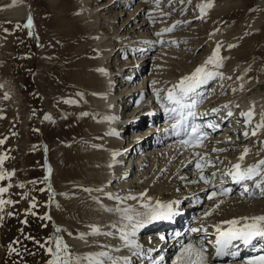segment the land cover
<instances>
[{
    "label": "bare ground",
    "instance_id": "1",
    "mask_svg": "<svg viewBox=\"0 0 264 264\" xmlns=\"http://www.w3.org/2000/svg\"><path fill=\"white\" fill-rule=\"evenodd\" d=\"M89 1L98 0L77 2V5L82 7V11L76 16L77 25L73 32L66 33V36L73 40L72 48L75 54L73 53L72 59L68 58L63 70H60L61 74H57L67 83L70 89L67 99L72 103L56 101V107L52 113L54 112L57 125L60 124L63 127L67 124L64 129L70 135L66 138L70 140L71 160V175L68 177L70 180L67 181H70L71 188L80 187L81 189L73 191L80 203L75 208L76 212L73 210L74 214H72L70 208H66L65 216L73 215V223H65L66 230H63L62 224L55 223L57 221L53 219L55 229H61L60 232L55 230L54 238H62L75 250L74 264H90L88 257L102 261L103 264H111L112 260L117 261V264H124L125 259L129 264H136L135 262L139 260L138 253L140 251L146 253L143 236L152 234L150 237H154L156 232H162L160 228L147 227L149 223L139 229L135 237L130 238L140 247H125L120 239L121 229L127 223L123 219V209L144 211L140 204L147 202L150 198L153 202L173 203L176 212L181 211L180 208L182 210L186 208L185 211L190 210L196 213L199 210L197 203L203 201V204L205 202L207 204L200 205L203 211L192 228L207 229V233L201 231L191 236L183 233L184 244L187 240H204V246L208 249L209 264H245L247 260L261 254L264 241H254L253 245L247 246L248 252H243V248L239 246L232 250L236 252L235 256L222 260L215 257L213 245L209 241L215 240V225L223 221L264 215V196L261 195V190L255 187L261 177H256L253 181H245L243 184H236L229 176L223 175L238 162L245 148L249 151L243 167L264 159V128L257 129V125L264 120V72L251 75L255 67L251 68L241 62L243 58L256 53L260 45L264 49V26L262 27L264 0H252L256 5L254 8L256 12L252 11L253 13L247 18L249 29L245 35L237 33L231 25H222L223 18L237 8H245L243 0H239L238 4L237 0H145L134 12H128L134 0H117L115 5L108 6L88 5ZM208 3L212 7L201 11V8ZM115 6H121L122 10L128 9L125 13H130V17H133L134 22L127 24L124 28V30L127 29L125 32L120 31L121 26L115 25L118 19L122 18L123 11L115 15H107L106 10ZM167 6H171L168 10L175 12L174 16L163 9ZM188 8H191L189 13ZM138 11H140L139 16L135 17ZM152 11L155 12L154 15H150ZM257 12H261L259 16H256ZM144 13L149 15L145 19H143ZM186 13L190 15L180 19ZM32 15L24 0H0V20L20 23L27 21ZM211 17L214 19L210 20ZM138 18H142L139 21L141 23H138ZM151 18H157V25L153 26L154 29L150 30V33H146L147 26L153 22L150 21ZM31 19L33 22V17ZM190 21L198 22L190 26ZM126 22L127 19H124L123 25ZM103 25L106 32L101 28ZM132 25L134 28L130 29ZM173 25L175 28L171 32L165 31ZM185 25L189 26L188 30L181 31L178 35L174 33L180 28L187 27ZM260 25L261 28H259ZM234 32H236L235 35ZM81 33L86 35L85 41L80 39ZM231 36L233 39H228ZM3 41L4 39L0 37V59L4 56L9 57L13 53L7 40ZM204 43L209 52L198 57L197 53L201 47H204ZM154 44L159 47L157 48L159 52L153 57L155 64L152 73L146 75L144 68L140 66L137 69L134 64H138L144 56L151 55L155 49L152 47ZM217 46L220 49L219 57L222 67L217 69H212L211 65L208 67L220 75L201 85L191 97L197 102L196 107L192 109L196 113L197 124L202 126L203 132L207 133V139L203 142L204 147L187 148L180 143L173 127L178 122L176 120L178 116L175 117L174 113L167 110L172 107L164 97L168 89L203 65L212 56ZM39 52L41 53L40 50ZM122 55L126 61L120 67L118 57ZM194 57H198V60L196 59L198 62L190 66L191 70L186 74H181L179 80H172L159 101L157 97H152L151 94L154 93L156 86L164 83L177 68L189 66L188 61ZM127 58L129 60L133 58L131 64L134 63L132 66L134 68H126L129 62ZM39 67H41L40 64ZM28 69L29 66L26 65L25 72ZM42 69H40L41 73ZM41 77L38 81L40 89L43 90V81L46 78ZM119 80L122 85L117 89L116 84ZM214 82L216 83L208 92V88ZM28 83H26L27 88L30 81ZM208 93H210L209 97L206 96ZM147 95H150V106L147 111H150L151 118L160 124L159 132L154 129H150L147 133L137 132L145 125V122L142 114L138 115L136 112L140 107L139 102ZM130 104L133 107L135 105L133 112H131ZM157 107L161 113L155 111ZM249 111L253 112L250 123L244 115ZM229 112H231L230 116ZM85 113L87 115H84ZM171 120L174 121L171 122ZM209 123L216 124L217 128L214 130L208 127ZM134 126L138 129L136 128L137 131L131 138L128 136L129 130H132ZM253 130H256L255 136L251 135ZM245 132L249 133L247 137L244 135ZM154 135L156 138L150 140V137ZM254 140L260 141L259 149L253 146ZM150 145H153V148H150L148 153L145 150L143 155H139L141 146L149 147ZM213 148L218 151L213 152ZM194 151L213 161L215 166L206 167L204 174L210 177L212 173H216L215 190L219 191L221 187L231 189L227 196L218 195L213 200L207 199V195L214 189L199 180L195 167L190 170V167L195 165V159H198L193 157ZM189 161L193 162L189 163ZM182 167L184 171H181ZM132 173L134 176L130 180ZM221 180L224 181L222 185ZM244 186L249 188L251 196L248 193L242 195ZM236 189L240 191L236 193ZM143 193L147 194L143 201L125 199L128 196L139 198ZM57 200L58 198H55L53 202ZM189 200H191L190 203L186 204L185 202ZM217 203H220V207L213 211ZM224 207L232 208L230 215V212L224 213ZM209 211L211 215L205 216L204 214ZM0 216H3L2 212ZM181 218L182 224L178 226L181 230L187 226V223L194 222L187 212ZM201 218L203 220H200ZM3 221L4 216L3 220H0V228ZM177 222L178 219H176ZM74 231L77 232L74 233ZM67 232L70 233L68 236H66ZM81 236L83 238H80ZM236 243L239 244V242ZM184 244L180 243V240L173 244L168 251L167 261L161 258L164 252H158L156 264H176V258ZM254 249H257V254L249 253ZM101 253L107 255H101Z\"/></svg>",
    "mask_w": 264,
    "mask_h": 264
},
{
    "label": "rangeland",
    "instance_id": "2",
    "mask_svg": "<svg viewBox=\"0 0 264 264\" xmlns=\"http://www.w3.org/2000/svg\"><path fill=\"white\" fill-rule=\"evenodd\" d=\"M78 1L79 0H24L29 7L31 15L33 14L31 16L33 17V22L30 28L24 26L27 24L28 20L20 23L0 20V37L4 39L3 42L7 40V44L9 43L10 45V50L12 49L13 51V53H11L12 56L10 54L9 57L4 56L0 59V140L4 141L0 144V157H7L3 164L0 165V169L5 172L14 173L10 179L0 181V187L11 185L9 191L0 198L13 201V204L5 205L4 211L2 212L4 221L0 228V264H47L51 256L46 252V248L53 246L50 245L48 241L54 238L56 230L54 224H62L63 230H66L67 222L73 223L74 219L73 215L65 216V213L67 214V209L70 208V213L74 214V212H76V206L80 205L78 197L74 195L73 191L76 192L81 188H71L70 181H67L70 180L68 177L71 175V160L69 155L70 140L66 139L69 138L70 135L68 131L64 129L67 124L63 127L60 126V124L57 125L54 112L52 113L56 107V101L59 103L61 101H68L67 98L70 95V89L67 83L64 82L62 78L58 77L57 74H61L60 70H63V66L67 63L68 58L72 59L75 54L74 48H72L73 40L69 39L66 33L73 32V29L77 25L75 21L76 16L82 11V7L77 5ZM116 1L117 0L89 1L88 5L90 4L93 6L96 4L108 6L109 4L115 5ZM132 2V7L129 10H122L123 8L121 6L110 7V9L106 10L108 16L123 11L121 13L122 18L118 19V23L115 24L116 26H121L120 31L122 32L127 31V29L124 30L127 24L130 22V24H132L134 22L132 21L133 17L131 18L129 15L130 13L125 12H127V10L128 12H134L137 6L145 2V0H134ZM236 2L238 4L239 0ZM242 2L247 9L243 7L237 8V10H234L229 16L222 19V25H231L236 29L237 33L245 35L249 29L247 22L249 20L247 18L253 13L252 11L256 12V10H254L256 5L252 0H243ZM170 7L171 6H167L163 9L168 10ZM190 9L191 8L187 9L188 13ZM139 12L140 11L136 12L135 17L139 16ZM154 13L152 11L150 15H154ZM169 13L172 16L175 14V12L171 11ZM188 13L182 15L180 19L190 15ZM260 13L257 12L255 14L259 16ZM144 16L143 19L149 15L148 13H144ZM124 19H127V22L123 25ZM141 19L142 18L137 19L138 23H141L139 22ZM151 19L150 21L153 22L147 26V30H145L146 33H150V30L154 29L153 26L157 25V18ZM213 19L214 17H211L210 20ZM197 22L198 21H190V26L196 25ZM185 26L187 27H183V29L180 28L174 33L178 35L181 31L185 32L189 29L188 25ZM263 26L264 21L262 22V27ZM101 28L106 32L104 25L101 26ZM131 28L133 29L134 25L130 26V29ZM259 28H261V25ZM235 33L236 32H234V35ZM80 35L81 40L85 41L87 39L85 34L82 35L81 33ZM228 39L232 40L233 36ZM205 44L206 43H204V45L202 44L204 47H201L198 51V57L204 56L209 52ZM152 47L155 49L151 55L144 56V59L139 61L138 64L133 63L137 66V69H139L140 66L144 68V73L146 75L152 73V68L155 64L153 57L159 52V49H157L159 47L155 46V44ZM146 48L148 49V47ZM197 58L194 57L188 61L189 66H186L187 69L186 67L177 68L173 75L167 77V81L165 80L166 83L164 81V83H162L163 85L161 84L155 87V91L161 90L160 97H163L166 88L169 87L172 80H179L181 74H186L187 71L191 70L192 65L198 62ZM118 59L120 62H118V66L120 64V67H122L126 58L122 55L119 56ZM127 60L129 62L126 68H134L132 67L133 64H131L133 58L130 60L127 58ZM241 62L251 68L255 67L253 71H251V75H258L264 72L263 46L260 45L256 53L243 58ZM39 64L43 69L39 67ZM26 65L29 66V69L25 72ZM40 69H42V73ZM41 76L46 78V80L43 79V90L40 89V83L38 81ZM28 81H30V85H28L29 87L27 88L26 83H28ZM119 82L120 80L116 84L117 89L122 85ZM215 83L216 82L210 85L208 92L211 91L210 88L212 89ZM155 91L151 94L152 97H156ZM206 92L207 91H205V93ZM209 94L210 93L206 94V96L209 97ZM149 97L150 95H147L144 100L139 102L140 107L136 112L138 115L142 114L141 116L145 125L138 131L137 127L131 128L132 130H129L128 135L131 138H133L132 135H135V131L147 133L150 129H154L156 132L160 130V124H157V120L151 118V112L147 111L150 106ZM58 105L59 104H57V106ZM129 106H132V104ZM134 109L135 105L134 107L132 106L131 112H133ZM155 111L161 113L159 107H157ZM155 135L150 137V140L155 139ZM43 142H45L49 148L54 194H52L45 176ZM252 144L259 149L261 143L258 140H254ZM152 146L153 145L149 147L141 146L142 148H140L141 151L139 155H143L145 150L146 153H148L150 148H153ZM164 147H166V145H164ZM194 167L195 165L191 166L190 170H193ZM183 169L184 167L181 168V171H184ZM133 174L134 173L130 176V180L133 178ZM33 181H35V183H32ZM21 184L24 185L23 188L19 187ZM239 191L240 189H236V193ZM25 195L27 198H24ZM33 198L35 199L36 207L30 208ZM55 198H58V200L53 202ZM190 201L191 200L186 201L185 203H190ZM201 204L205 205L207 202L204 204L203 201L197 203L199 206L197 209L199 210L196 211V213L190 210L186 211L190 219L194 221L192 223H187V226L184 228V234L188 236L195 234L190 230L193 225L196 224L195 221L199 218L201 211H203V209L200 208ZM71 208L73 209L71 210ZM185 210L186 208H184L183 211ZM231 210V207H224L225 214ZM8 213H12L13 215L9 216ZM32 213H35V215H32ZM230 214L231 212L229 215ZM45 216H49L51 219H41V217ZM53 219H56L57 222L54 223ZM200 220H203V218ZM23 221H27V223H23ZM75 232L77 231H74V233ZM69 234L70 233L67 232L66 236ZM26 237H32L33 239H26ZM37 241L41 244H45V248L39 247V244L36 243ZM189 241L190 240H187V243ZM10 245L17 251L12 252L9 247ZM69 251L74 260L76 257L75 250L69 247Z\"/></svg>",
    "mask_w": 264,
    "mask_h": 264
},
{
    "label": "snow or ice",
    "instance_id": "3",
    "mask_svg": "<svg viewBox=\"0 0 264 264\" xmlns=\"http://www.w3.org/2000/svg\"><path fill=\"white\" fill-rule=\"evenodd\" d=\"M210 7H212L210 3L205 4L201 8V11H204L205 8ZM24 26L29 28L32 26L31 17L28 18L27 24ZM174 28L175 25H173L171 28L166 29L165 31L171 32ZM157 35H160V33H157ZM219 51V46H217L212 56L209 57L203 65L197 67L190 75L184 76L178 84L174 85L171 89H168L167 94L164 97L168 104L175 106L167 110L180 117L177 125H173V127H183V131L187 138L182 139L180 143L187 148L195 149L204 147L203 142L207 139V133L201 130V125L196 123L188 125L186 121L188 117L196 116V113L192 109L196 107L197 102L194 99H191L192 94L196 93L197 89L201 85L206 84L209 80L220 75V73L215 70H210L208 67L209 65L212 66V69L222 67V61L219 57ZM153 84H155V82H153ZM160 91L161 90L155 91V95L158 101L160 100ZM190 99L191 103L188 102ZM65 102L72 103V101ZM184 109H188V111L185 112ZM84 115H87V113H85ZM228 115L230 116L231 112H229ZM244 115L247 117V120L250 123L253 117V112L249 111ZM207 126L214 130L217 128V125L214 123H209ZM261 128H264V120H262V122L257 125V129ZM176 134L179 135L180 133L177 132ZM256 134V130H253L251 133V135L253 136H255ZM244 135L245 137H247L249 133L245 132ZM3 142L4 141L0 140V144H2ZM212 151L216 152L218 150L213 148ZM248 151L249 150L245 148L243 154L239 156L238 162L232 165V167L224 172L223 175L229 176L232 182L236 184H243V182L245 181H253L256 177H261V179L256 182L255 187L259 188L261 190V195L264 196V187H262V185H264V159L259 160L253 165L243 167V162L248 154ZM115 155L116 154H114V156ZM193 157H198V159H195V169L198 173L199 180L203 181L204 184L209 185L214 189L207 195V199L213 200L218 195L227 196L231 192V189H225L221 187L219 191L215 190L216 186L214 184V180L216 177V173H212L210 177L205 176L204 174V170L206 167L215 166L213 161L206 159L203 155H201V153L195 151L193 152ZM6 158L7 157H0V165L3 164ZM192 162L193 161H189V163ZM50 171L51 170L49 169V172ZM13 175V172H5L0 169V181L10 179ZM223 182L224 181L221 180V185L223 184ZM32 183H35V181H33ZM10 187V184L7 187H0V197H2L3 194L7 193ZM19 187L23 188L24 185L21 184L19 185ZM244 193H248L249 196L252 195V193L249 192V188L247 186H244L242 195ZM146 195V193H143L139 198L136 196H128L125 199H140L141 201H143ZM24 198H27V196L25 195ZM116 199H119V197H116ZM11 204H13L12 200H5L0 198V212L4 211L5 205ZM35 207L36 202L33 198L30 208ZM140 207L144 209V211H138L132 208L123 209V219L126 220L127 223L124 225V228L121 229L120 239L123 241L125 247L139 248L140 246L133 239H130L131 237H135L137 235L139 229L157 220H171L173 216L177 214L176 211H174L173 203L163 204L160 201L153 202L150 198L147 202H142L140 204ZM219 207L220 203H217L213 211L215 209H218ZM8 215L11 216L13 214L8 213ZM32 215H35V213H32ZM204 215H211V211L206 212ZM41 219L50 220L51 217L45 216L41 217ZM0 220H3V216H0ZM23 223H27V221H23ZM56 231L60 232L61 229L57 228ZM94 231H98V229H94ZM190 231L193 233L201 231L207 233V229L203 228H192ZM80 238H83V236H81ZM26 239L33 238L26 237ZM163 239L164 237L162 236L161 240ZM254 241H264V215L233 218L215 225V240L209 241V243H211L215 249V257H223L226 255H236V252L232 251V249L237 247L236 242H239L244 246H249L253 245ZM36 243L39 244V247L45 248V244H41L39 243V241H37ZM48 243L53 246L46 248V252L51 256V259L47 262V264H74V260L71 257V253L69 251V246L63 241L62 238H52L48 241ZM9 247L12 252L17 251L15 248H12L11 245ZM101 255L107 254L101 253ZM87 259L89 260L90 264H103L102 261L96 260L93 257H88ZM109 260H111V257H109ZM111 264H117V261L112 260ZM124 264H129L127 259H125ZM176 264H209L208 249L204 246V240L189 241L188 243L184 244L181 247L179 256L176 258ZM245 264H264V249H261V254L247 260Z\"/></svg>",
    "mask_w": 264,
    "mask_h": 264
},
{
    "label": "water",
    "instance_id": "4",
    "mask_svg": "<svg viewBox=\"0 0 264 264\" xmlns=\"http://www.w3.org/2000/svg\"><path fill=\"white\" fill-rule=\"evenodd\" d=\"M43 145H44V170H45V176L47 178V181H48V185L49 187L51 188V191H52V194H54V187H53V183H52V166H51V163H50V160L48 158L49 156V148H48V145H46L45 142H43ZM49 169L51 170L49 172ZM55 227V225H54Z\"/></svg>",
    "mask_w": 264,
    "mask_h": 264
}]
</instances>
